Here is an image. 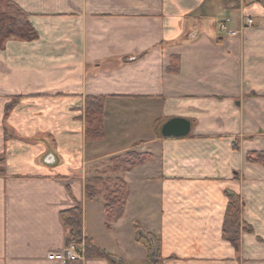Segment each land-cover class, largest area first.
Masks as SVG:
<instances>
[{
	"label": "crops",
	"instance_id": "0c3cea01",
	"mask_svg": "<svg viewBox=\"0 0 264 264\" xmlns=\"http://www.w3.org/2000/svg\"><path fill=\"white\" fill-rule=\"evenodd\" d=\"M12 1L38 38L0 49V264H109L56 257L60 213L78 205L83 234L122 264H153L135 225L162 264H264V165L246 158L264 152V0ZM87 96L103 97L98 137ZM173 118L186 136L161 135ZM129 151L146 157L116 174L129 194L107 228L85 186ZM229 192L239 249L222 236Z\"/></svg>",
	"mask_w": 264,
	"mask_h": 264
},
{
	"label": "trees",
	"instance_id": "16d2710c",
	"mask_svg": "<svg viewBox=\"0 0 264 264\" xmlns=\"http://www.w3.org/2000/svg\"><path fill=\"white\" fill-rule=\"evenodd\" d=\"M9 38L23 41H34L38 38V33L29 20V14L17 3L12 0H0V48ZM13 103L14 101L7 104L5 109L6 114L9 112ZM85 110L86 135L88 137L101 136L103 132V97L87 96L85 100ZM145 157L144 154L134 151L126 152L123 155L113 156L110 160L109 170L111 173L117 174L120 171L128 170L136 164L141 163ZM246 158L248 162L264 165L263 151L248 152ZM3 172L4 159L0 158V174ZM97 182V177H95L92 182H89L85 186V196L88 200L95 199L100 195L95 189ZM128 194L129 187L126 182L119 177L114 178L111 188H105L102 197L104 200L103 209L107 219V228L110 227V224L113 221L119 219L123 215ZM226 195L227 206L222 225V236L225 240L230 242L235 249H239L241 227H243L240 218L243 203L238 194L229 192ZM60 219L68 230L66 240L67 245L71 243H83L85 257L104 259L108 261L109 264H122L121 261L116 260L114 255L97 247L83 234V212L80 205L62 211L60 213ZM135 229L137 231V241L143 243L147 250L148 257L153 260V264H162L163 258L160 255L161 240L151 233H142L139 225H135Z\"/></svg>",
	"mask_w": 264,
	"mask_h": 264
},
{
	"label": "water",
	"instance_id": "95a60500",
	"mask_svg": "<svg viewBox=\"0 0 264 264\" xmlns=\"http://www.w3.org/2000/svg\"><path fill=\"white\" fill-rule=\"evenodd\" d=\"M189 130V121L182 118H173L162 125L161 135L164 137H183L189 133Z\"/></svg>",
	"mask_w": 264,
	"mask_h": 264
},
{
	"label": "built area",
	"instance_id": "2783aa9c",
	"mask_svg": "<svg viewBox=\"0 0 264 264\" xmlns=\"http://www.w3.org/2000/svg\"><path fill=\"white\" fill-rule=\"evenodd\" d=\"M246 22L248 24L252 23V19L247 18ZM225 25H222L220 27V30H225ZM83 249L80 248L78 244L71 243L69 245H66L61 253L57 254L56 257L61 260L63 263H67L73 260L80 259L83 256ZM53 257V256H52ZM55 257V255H54Z\"/></svg>",
	"mask_w": 264,
	"mask_h": 264
},
{
	"label": "rangeland",
	"instance_id": "374dc122",
	"mask_svg": "<svg viewBox=\"0 0 264 264\" xmlns=\"http://www.w3.org/2000/svg\"><path fill=\"white\" fill-rule=\"evenodd\" d=\"M4 47V45L0 48L2 49ZM107 165V164H106ZM109 169V166H106ZM105 174H103V172H97V185L95 187L96 191L103 196L104 192H105V188H111V185L113 184V180L114 178L117 176L116 174H113L110 172V170H105L104 171ZM110 180V182H109Z\"/></svg>",
	"mask_w": 264,
	"mask_h": 264
}]
</instances>
